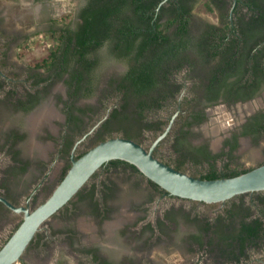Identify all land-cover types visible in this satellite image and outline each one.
<instances>
[{"label": "flooded vegetation", "instance_id": "af4514ba", "mask_svg": "<svg viewBox=\"0 0 264 264\" xmlns=\"http://www.w3.org/2000/svg\"><path fill=\"white\" fill-rule=\"evenodd\" d=\"M167 1L162 0L160 6L165 3L169 6ZM194 1L192 24H190L191 46H198L206 31L217 29L218 32L225 31L227 36L237 37L238 44L232 51L233 55L225 58V54L229 52L222 53L221 49L218 54H214L206 45L200 46L203 55H198L195 48L186 50L184 54L187 55L188 60L167 83L168 93H175L177 102L175 97L167 100L169 104L167 114H163L161 109L154 108L147 119L124 122L123 126L122 121L111 118L112 111L115 108L123 110L121 105L125 103L121 94L113 96L112 93L113 79L121 80L127 70L123 62L120 64L126 66L124 71L116 68L111 70L116 78H113V75L107 77L110 73L105 76V69L103 72L97 71V76H94L91 83L90 75L75 60L71 54L72 51H68V56L65 58L66 50H60L59 57L49 69L32 63L25 67L19 65L9 55L11 44L18 41L16 37L0 34V45H3L0 49V119L4 127L2 136H6V145L3 147L0 144L1 196L16 206H25L33 210L38 206L33 205L36 200L38 201L37 193L42 186H48L52 170L57 165H62L59 172L61 181L66 170L69 169L68 166H71L73 158H78L82 152L94 146L95 141L100 142L108 138L114 125L120 130L115 135L130 137L134 132L140 133L139 139L143 144L146 143L142 140L144 134L150 139V147L158 138L152 141L153 129L161 132L160 136L174 118L167 135L155 149L159 151L161 144L165 141L171 143V148L178 147L180 153L185 156L184 160L201 161L196 166L198 168L192 170L195 173L198 172V175L205 173L212 163L221 159L223 166L220 169H223L227 162L238 160L246 139L255 144L260 142L264 136V0H216V2L213 1V9L208 8L209 0ZM254 1L257 2V6H252L251 3ZM85 2L86 0L79 1L76 6L74 22L77 21L78 12ZM199 2L203 4L207 12L215 13L217 21L195 14ZM254 19H257V23H250ZM61 44H63L62 41L56 40L55 46ZM246 52H249L247 56ZM67 59L68 62H66ZM171 64L174 69L177 61ZM80 71H83L82 78L79 77ZM225 78L227 81L224 83ZM104 82L108 89L104 88ZM179 84H182L180 90H178ZM192 91L197 97L192 99L189 105L184 104L186 107L184 108V97L191 96ZM155 93L152 92V95ZM136 100L132 98L131 105L124 110L134 111L137 108V103L134 102ZM217 107H224L236 117L233 126L224 131L218 141L211 135H207L205 131L206 128L210 130L211 113H214L212 110L215 111ZM47 111H51L53 116L45 119ZM168 112L171 114L169 115ZM197 114H200V118H197ZM36 116L43 118L33 125V118ZM165 121L166 124H161ZM7 122L10 126L5 125ZM148 122L151 125H148ZM161 126L163 130L160 131L158 127ZM122 127L132 132H126ZM202 168H204L203 172ZM38 170L44 176L39 188L36 187L30 194L22 193L24 189H17L13 185L25 184ZM114 170L125 169L112 164L102 166L86 183L87 185L95 179L87 186V191L84 192L81 189V193L77 195L78 199L82 195L89 196L87 202L93 207L91 219L96 225V230L102 236L106 235L104 236L106 242H91L88 236L83 235L82 227L88 226V223L73 217L80 207L72 200L42 224L17 262L23 264H158L153 257L154 251L162 249L163 252H169L173 246L184 247L190 251L198 250L191 261L193 264H205L209 255H214L216 259L219 258L230 264H240L248 260L244 254L240 256V259H231L218 253L220 252L218 248L212 251L213 246H216L213 239H219L222 236L236 237L241 230L242 222L251 221L255 215L259 214L260 207L256 206V202L259 203L262 199L264 191L236 196L234 198L237 199V204L233 208L227 206L225 209L218 210L212 217H204L197 213L200 211L199 207L191 212L190 204L195 202L198 205H205L207 203L177 197L166 190H154L146 180L159 198H166L169 201L173 199L187 201L188 206L186 211H183L166 203L167 207L159 214L155 209L149 208L146 209L148 212L146 213L144 210L146 205H140V202L133 201L134 197H129L132 202L129 201L128 207L131 208L132 204L136 205L144 215H132L128 218L130 221H125L121 229L117 230L118 235L125 236L128 243L134 244L122 247L123 244L118 245L116 239L111 241L112 231L109 230H113L116 226L113 215L122 211L118 205L125 197L122 191L123 185L111 176ZM55 187L52 188L51 193ZM94 188L96 193L92 199L91 192ZM232 199L219 203L229 205ZM242 199L247 201L243 203ZM96 201L97 206L94 207ZM114 211L117 212L113 213ZM7 212L23 215V211L15 212L0 201V218ZM248 212L252 213L246 216ZM69 214L74 218L71 226L65 225L64 221ZM59 217L65 226L61 225L55 229L52 220ZM191 219L196 221L194 229L191 226ZM14 231L4 240H0V248ZM248 253L251 252L248 250ZM254 260L256 259L252 261ZM259 261L264 264V259Z\"/></svg>", "mask_w": 264, "mask_h": 264}, {"label": "trees", "instance_id": "16d2710c", "mask_svg": "<svg viewBox=\"0 0 264 264\" xmlns=\"http://www.w3.org/2000/svg\"><path fill=\"white\" fill-rule=\"evenodd\" d=\"M161 1L86 0L78 12L75 25L69 24L63 27L56 36L57 40L62 41L63 44L56 45L47 55L32 64L49 69L59 57L60 50H66L65 58L68 56V51H72V56L82 66V69L90 75L92 83L94 76H97L96 72L102 61L114 58L123 62L127 66V70L121 80H113L114 82H112L113 96L121 94L125 103L121 105L123 110L115 108L112 111L111 118L122 121L121 125L123 126L124 122H136L147 119L154 108L161 109L163 114H167V109L169 108L167 100L175 97V93H168L167 83L171 81L172 75L177 74L181 70L183 63L188 60L184 52L190 48H195L198 55H203L200 46L206 45L211 50L210 52L213 51L214 54H218L220 49L222 53L229 52V54H225V58H230L233 55L232 51L237 47L238 39L234 36H227L225 31L219 30L218 32L217 29H214L213 31H206L201 37L198 46L194 45L193 47L190 44L192 42L190 24H192V9L195 1L168 0L169 6H166V3L160 6ZM213 1L216 2V0H209L207 3L209 9H213ZM256 3L254 1L251 4L252 6H257ZM158 8H160L159 11ZM250 23L256 24L257 19L251 20ZM102 50L106 52L101 53ZM248 54L249 52H246L245 55L247 56ZM173 61H177L174 69L171 64ZM66 62H68V59ZM82 75L83 71H80L79 77L82 78ZM226 81L225 78L224 83ZM181 86L182 84H179L178 90L181 89ZM152 92L156 93L152 95ZM196 97L197 95L193 91L191 96H185L183 107L184 104H188ZM132 98L138 100L134 101L137 103V108L132 112H126V108L132 103ZM174 99L176 100V97ZM168 114L170 115L171 113L168 112ZM197 118H200V114H197ZM161 124H166V121ZM148 125H151V123L148 122ZM123 129L128 133L132 132L128 128ZM158 129L160 131L163 130L162 126L158 127ZM154 130L152 141L161 133ZM139 137L140 133L134 132L133 136L129 138L142 144ZM167 143L169 144L168 151L170 156L166 157L164 154L160 157V152L157 149L154 151L155 156L160 157L161 160L175 168L189 172L196 177L214 179L235 176L252 168L242 167V165L231 166L229 161L224 165L223 169H220L215 166V163H212L205 173L198 175V172L192 171L198 167L196 169L189 168L186 165L187 160H184L185 156L180 153L179 148H171V143ZM83 153L85 152H82L79 156ZM187 162H193L192 164L195 166L201 163L197 159ZM107 164L130 169L132 170L131 172L147 180L154 190L164 191L158 184L148 179L129 162L116 159L107 162L105 165ZM190 167L193 166L190 165ZM201 171L203 172L204 168ZM95 193L94 188L91 192L92 199L95 197ZM263 196L259 203L256 202V206L260 207L259 214L255 215V218L251 221H243L241 230L236 237L222 236L219 239L214 238L216 246H213L212 251L218 248L220 250L218 253H222L221 255L231 259H240L242 254L248 256V250L259 249L263 246ZM95 204L94 207L97 206V201ZM251 213L248 212L246 216L251 215Z\"/></svg>", "mask_w": 264, "mask_h": 264}, {"label": "rangeland", "instance_id": "374dc122", "mask_svg": "<svg viewBox=\"0 0 264 264\" xmlns=\"http://www.w3.org/2000/svg\"><path fill=\"white\" fill-rule=\"evenodd\" d=\"M79 1L82 0H0V29L5 31L3 32L2 30H0V34L1 36H15L16 40H18L15 43H12L10 46V58L16 60L19 65H24L26 67L27 64L34 63L47 55V53L54 48L57 40L56 36L60 32V30L69 24L73 25L75 23L74 21L76 20V14L74 10ZM195 14L199 17L210 18L213 21H217V16L215 15V13L207 12L204 9L203 4H201L200 2L197 4ZM19 42H21L20 46ZM2 46L3 45H0V49L2 48ZM105 52V50L101 51V53ZM112 68L124 71L126 69V66H123L122 64H120V61H117L114 58H109L107 60L104 59L97 70L103 72L106 69L105 76L106 74L110 73L109 75H107V77H109L114 74V72L111 71L113 70ZM112 77L116 78L115 75H113ZM104 88L108 89L106 85L104 86ZM212 112L214 113H211L212 118L210 120V130L206 128L205 131H207V135H211L214 140L218 141L220 135L224 133V131L228 130L231 126H233L234 121H236V117L232 115L230 111H227V109H225L224 107H217L216 110H212ZM2 122L0 119V144L4 147L6 145V136H2L4 132ZM5 125L10 126L8 122ZM111 130L112 133L109 137L119 136L115 135L120 131L115 125ZM142 140L146 142L143 143V145L148 148L150 139L143 134ZM96 143H98V140L95 141L94 144ZM168 145L169 144L166 141L161 144L159 150L160 157L164 154L166 155V157L170 156ZM262 163H264V136L260 139V142L258 144H255L251 140L246 139L243 142V148L241 149L238 160L231 162V166L242 165V167H255ZM186 165L189 168H197L196 166L192 165V163L186 162ZM190 165L193 167H190ZM215 166L217 168H221L223 166V160L221 159L217 161L215 163ZM61 169L62 165H57V167L52 170L51 174L49 175L50 181L47 184L48 186L41 187V189L37 193L38 201L36 200V202L33 204L34 206H37L45 201L51 193L52 188H54L59 183V172H61ZM43 176L44 174L41 175L38 170L37 172H34V174L29 178V180L25 183L26 185L17 183L13 185H15L17 189H24L22 190V193H27L28 195L36 187L39 188ZM111 176L112 178L117 179L123 185L122 191L125 196L121 199V203H119L118 205V207L121 208L122 211H118L120 213L113 216V220L116 222V226H114L111 234V241H115L116 239L118 241V245L119 243L123 244V246L121 245L122 247H129L131 244H134L131 242L128 243L125 240V236L118 235L117 230L122 227L125 221H130V219L128 218L132 217V215H144L142 212H140L141 209L139 210L136 205L133 206L132 204L131 208L128 207L130 204L129 197H134L135 199L133 201L140 202V205H146L144 207L145 211L148 208L150 210L155 209L157 211V214H159L162 209L167 207L166 203L176 209H182L183 211H186V206H188L187 201L178 199L169 201L166 198H159L155 191L147 184L146 180H144L142 177H139L137 174L128 171L127 169L114 170ZM94 180L91 183L85 185L82 188V191H87V186L92 184ZM79 193H81V190L72 199L75 203H78L80 207L79 210L75 211L76 213L73 214V217L80 219V221H87L88 226L82 227V233L84 236H88L91 242H106L107 240H105L104 237L106 235L102 236V234L99 233L98 230H96V225L91 219L93 216V207L87 202V200H89V196L83 197L82 195L78 199L77 195H79ZM241 201L245 203V201L247 200L242 199ZM130 202H132V200ZM236 204V198L232 199L229 205H222L220 203H207L205 205H198L194 202L190 204V210L191 212H193L196 211V208L199 207L200 211L197 212L198 214L204 217H212L216 214V212H218V210H221L222 208L225 209L227 206L233 208L234 206H236ZM129 209H131L133 213ZM115 212L117 211H114L113 213ZM146 213L148 212L146 211ZM68 216L69 217L64 219L65 225L71 226L73 224L74 218L71 217L70 214ZM60 218L61 217L54 218L52 220V222H54L53 224L55 229L59 228L61 225L63 227L65 226L62 221H60ZM22 219L23 215L18 213L7 212L3 216H1L0 240H4L7 235H10L13 230H16L15 228L22 221ZM191 222L192 228H196L194 224V222L196 221H194V219H191ZM197 251L198 250L196 249L190 251L184 247L173 246V248L169 252H163L162 249L154 251L153 257L158 264H193V262L191 261H193V259L197 255ZM249 251L251 253H248V256H246L248 260L240 264H248V262L249 264H261L259 263V260L264 259V244L259 249H251ZM189 257L190 260H188ZM253 259L256 260L252 261ZM15 264L23 263L17 262ZM205 264L230 263L221 261L219 258L216 259L214 255H209V258L207 259Z\"/></svg>", "mask_w": 264, "mask_h": 264}, {"label": "water", "instance_id": "95a60500", "mask_svg": "<svg viewBox=\"0 0 264 264\" xmlns=\"http://www.w3.org/2000/svg\"><path fill=\"white\" fill-rule=\"evenodd\" d=\"M173 121L174 118L149 148L125 136L101 140L78 158H73L71 166L50 196L33 210L16 206L0 195V201L8 208L15 212L23 211L21 223L0 248V264L19 261L42 224L68 204L89 179L112 160L131 163L168 193L185 199L219 203L241 194L264 191V163L235 176L204 179L181 171L155 156L156 146L167 135Z\"/></svg>", "mask_w": 264, "mask_h": 264}, {"label": "bare ground", "instance_id": "6f19581e", "mask_svg": "<svg viewBox=\"0 0 264 264\" xmlns=\"http://www.w3.org/2000/svg\"><path fill=\"white\" fill-rule=\"evenodd\" d=\"M52 116H53V113L51 111H47L46 115L44 116V118L46 119V118H50ZM40 118H43V117H39V116L34 117L33 118V123H34L33 125H36L38 123V120H40Z\"/></svg>", "mask_w": 264, "mask_h": 264}]
</instances>
